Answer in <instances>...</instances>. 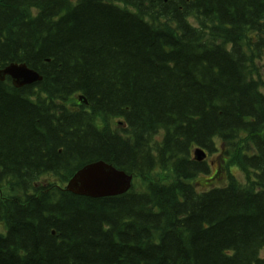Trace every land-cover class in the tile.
<instances>
[{
	"label": "trees",
	"instance_id": "16d2710c",
	"mask_svg": "<svg viewBox=\"0 0 264 264\" xmlns=\"http://www.w3.org/2000/svg\"><path fill=\"white\" fill-rule=\"evenodd\" d=\"M263 59L264 0H0V264H264ZM97 160L142 187H33Z\"/></svg>",
	"mask_w": 264,
	"mask_h": 264
},
{
	"label": "water",
	"instance_id": "95a60500",
	"mask_svg": "<svg viewBox=\"0 0 264 264\" xmlns=\"http://www.w3.org/2000/svg\"><path fill=\"white\" fill-rule=\"evenodd\" d=\"M7 75L12 85L20 88L39 81L41 78L34 71L27 69L24 65L10 64L0 71V80ZM193 154L197 161L205 158L200 149H194ZM128 178L121 173L114 172L103 164L86 166L73 176L66 190L77 195L99 196L102 194H116L127 188Z\"/></svg>",
	"mask_w": 264,
	"mask_h": 264
},
{
	"label": "bare ground",
	"instance_id": "6f19581e",
	"mask_svg": "<svg viewBox=\"0 0 264 264\" xmlns=\"http://www.w3.org/2000/svg\"><path fill=\"white\" fill-rule=\"evenodd\" d=\"M73 99L76 101V104H78V105H80V106H84V105H86V103H85V98L82 96V95H77V96H75V97H73ZM192 159V158H191ZM193 160V159H192ZM194 161V160H193ZM195 162V161H194ZM197 163H201V162H197ZM208 175V174H207ZM142 179L141 178H139V182H140V185L137 187V189H140L141 187H142V181H141ZM65 191V190H64ZM65 192H67V191H65ZM68 193V192H67Z\"/></svg>",
	"mask_w": 264,
	"mask_h": 264
},
{
	"label": "rangeland",
	"instance_id": "374dc122",
	"mask_svg": "<svg viewBox=\"0 0 264 264\" xmlns=\"http://www.w3.org/2000/svg\"><path fill=\"white\" fill-rule=\"evenodd\" d=\"M213 169H214V166L211 167L210 173L207 175V179H210V175H211ZM159 176H160V178H161L162 180H164V181H166L167 178H168V177H164L163 175H159Z\"/></svg>",
	"mask_w": 264,
	"mask_h": 264
}]
</instances>
